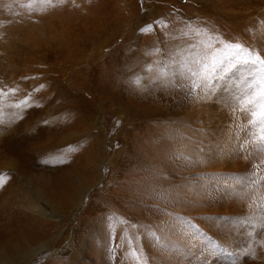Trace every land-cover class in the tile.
<instances>
[{
  "label": "rangeland",
  "instance_id": "374dc122",
  "mask_svg": "<svg viewBox=\"0 0 264 264\" xmlns=\"http://www.w3.org/2000/svg\"><path fill=\"white\" fill-rule=\"evenodd\" d=\"M263 31L264 0H0V264L41 243L25 264H99L86 240L105 242L99 213L118 189L134 87L153 73L190 81L189 121L166 131L192 129L197 146L212 79L240 60L264 75ZM169 177L163 189H185Z\"/></svg>",
  "mask_w": 264,
  "mask_h": 264
},
{
  "label": "bare ground",
  "instance_id": "6f19581e",
  "mask_svg": "<svg viewBox=\"0 0 264 264\" xmlns=\"http://www.w3.org/2000/svg\"><path fill=\"white\" fill-rule=\"evenodd\" d=\"M260 38L264 46V31ZM256 66L240 60L212 79L201 108L194 106L197 146L186 142L192 129L183 138L166 131L189 121L182 114L191 105L190 81L153 73L154 88L143 81L134 87L132 133L114 163L118 192L99 213L110 220L100 228L105 242L94 237L99 228L88 216L87 237L96 243L86 240L85 255L99 252V264H264V75ZM173 174L183 177L184 190L181 183L163 189ZM42 248L21 256L29 261Z\"/></svg>",
  "mask_w": 264,
  "mask_h": 264
},
{
  "label": "snow or ice",
  "instance_id": "6c2138e0",
  "mask_svg": "<svg viewBox=\"0 0 264 264\" xmlns=\"http://www.w3.org/2000/svg\"><path fill=\"white\" fill-rule=\"evenodd\" d=\"M261 63H264V61H260ZM253 115H256L255 113H253ZM260 115L262 117H264V105L261 106V112ZM262 132H264V127H262ZM262 139H264V136L261 137Z\"/></svg>",
  "mask_w": 264,
  "mask_h": 264
}]
</instances>
